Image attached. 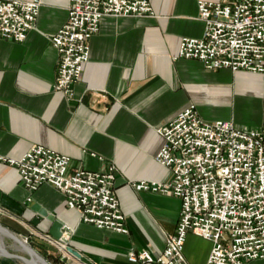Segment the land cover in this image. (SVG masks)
Listing matches in <instances>:
<instances>
[{
  "label": "crops",
  "instance_id": "1",
  "mask_svg": "<svg viewBox=\"0 0 264 264\" xmlns=\"http://www.w3.org/2000/svg\"><path fill=\"white\" fill-rule=\"evenodd\" d=\"M199 1L230 0H150L155 17H105L71 100L54 89L58 53L51 43L68 20L70 0H41L36 27L24 42L0 37V155L21 159L44 146L69 156L74 169L106 173L115 167V194L129 230L82 223L58 189L45 184L32 193L16 167L1 164L0 224L33 255L1 233L0 264H132L130 252L143 250L160 256L176 232L182 203L131 185L172 179L171 169L156 161L164 145L157 129L190 105L206 122L264 128V74L210 71L200 61L175 59L183 38L204 35ZM41 212L48 217L39 219ZM55 219L73 229L69 246L81 258L37 243L35 233L49 234ZM212 245L190 232L187 261L205 264Z\"/></svg>",
  "mask_w": 264,
  "mask_h": 264
},
{
  "label": "built area",
  "instance_id": "2",
  "mask_svg": "<svg viewBox=\"0 0 264 264\" xmlns=\"http://www.w3.org/2000/svg\"><path fill=\"white\" fill-rule=\"evenodd\" d=\"M41 6V0H0V37L24 42L36 27ZM198 9L204 35L183 38L176 60H197L210 71L264 74V0L199 1ZM140 16L155 17L150 0H70L68 20L51 39L58 53L55 91L74 98L75 86L90 60L91 39L105 17ZM157 133L164 145L156 161L171 169L172 179L131 185L137 191L179 199V222L160 256L132 251L129 262L190 264L184 253L190 232L213 244L205 264L264 260V128L206 122L197 107L190 105ZM1 164L16 167L32 193L45 184L58 189L82 223L129 234L115 194V167L106 173L74 169L69 156L44 146L33 147L21 159L0 155ZM72 232L65 225L59 240L40 232L35 239L67 252Z\"/></svg>",
  "mask_w": 264,
  "mask_h": 264
},
{
  "label": "water",
  "instance_id": "3",
  "mask_svg": "<svg viewBox=\"0 0 264 264\" xmlns=\"http://www.w3.org/2000/svg\"><path fill=\"white\" fill-rule=\"evenodd\" d=\"M48 217V214L45 213V212H41L40 213V217ZM65 224L64 222L58 220V219H55L53 221V225H52V228L50 229L49 231V234L55 239V240H59L61 237H62V234H63V228H64ZM3 233V234H9L7 233V231L1 226L0 224V234ZM8 237H10L15 243H17V245L21 246L23 248V251H25L26 253H28L29 255H33V252H32V248L26 246L23 244V242L18 239L17 237H14L13 235H8ZM67 252L75 255L76 257L78 258H81V255L79 253H77L73 248H71L69 245L67 246V249H66ZM45 264H49L46 260H43Z\"/></svg>",
  "mask_w": 264,
  "mask_h": 264
}]
</instances>
